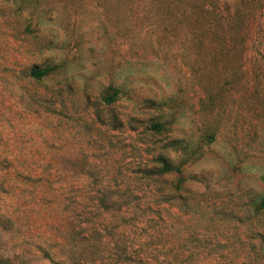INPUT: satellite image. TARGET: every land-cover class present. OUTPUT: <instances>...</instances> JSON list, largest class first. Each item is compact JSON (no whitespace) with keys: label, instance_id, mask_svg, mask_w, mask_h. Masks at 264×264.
<instances>
[{"label":"rangeland","instance_id":"374dc122","mask_svg":"<svg viewBox=\"0 0 264 264\" xmlns=\"http://www.w3.org/2000/svg\"><path fill=\"white\" fill-rule=\"evenodd\" d=\"M142 1L0 0V264H264V0L235 56ZM53 161L78 263L51 240Z\"/></svg>","mask_w":264,"mask_h":264},{"label":"trees","instance_id":"16d2710c","mask_svg":"<svg viewBox=\"0 0 264 264\" xmlns=\"http://www.w3.org/2000/svg\"><path fill=\"white\" fill-rule=\"evenodd\" d=\"M216 3L219 4L217 7L215 6ZM142 5L155 11L160 10L164 17H176L183 27L186 20H191L192 25L186 27L185 31L193 38L197 47L207 45L209 49L210 47L217 49L216 46H211L213 43L218 44V50L224 54H233L234 56L235 53L240 54L241 39L247 35L248 14L251 12L248 7V0H240V3L232 8H229L224 2H220V0H143ZM209 6L211 8H208ZM212 8H217V10L214 11ZM50 68L51 66L33 67L30 69L29 75L36 78L46 73ZM117 96L118 87L111 85V92L104 95L103 100L107 103H112L117 99ZM162 123L163 120H153L149 126L159 131L162 128ZM54 156L56 157L57 155ZM197 156L198 154L192 156L191 159H195ZM60 157H62V160L66 158L75 159L77 155L75 153L69 155L62 154ZM78 162L76 161L74 164L76 165ZM156 171L159 174L179 171V165L163 157ZM80 172L81 170H73V173L76 175L81 174ZM47 176L50 177L51 182L48 183L44 197L47 204H49L47 211H52L53 231L51 240L62 248L61 254L58 255L61 260L78 263L82 258L80 257L81 252H77L76 247L80 248V239L85 238V236L83 234L77 236V223L72 217V214L76 217V212L73 208L68 207L71 201L76 203L73 201V198L78 186H69V184L63 181L65 176L62 172V166H58L54 161L52 167L47 171ZM173 187L175 188L176 185H173ZM102 189L104 191H111L107 187H103ZM101 195L99 202L104 207H108L111 201H102L106 197L103 194ZM64 243L68 244L67 247L63 246ZM43 253L45 256H49L50 252L47 249H43Z\"/></svg>","mask_w":264,"mask_h":264}]
</instances>
